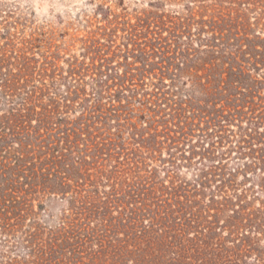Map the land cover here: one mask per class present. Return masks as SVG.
Masks as SVG:
<instances>
[{"label":"trees","instance_id":"obj_1","mask_svg":"<svg viewBox=\"0 0 264 264\" xmlns=\"http://www.w3.org/2000/svg\"><path fill=\"white\" fill-rule=\"evenodd\" d=\"M214 2L185 13L158 2L134 17L101 9L73 39L77 55L36 57L14 13L0 16V239H18L0 246L22 252L0 264H163L136 246L105 250L118 219L127 239L181 230L188 189L147 161L196 136L264 145V0ZM50 198L64 209L46 227L36 209Z\"/></svg>","mask_w":264,"mask_h":264},{"label":"rangeland","instance_id":"obj_2","mask_svg":"<svg viewBox=\"0 0 264 264\" xmlns=\"http://www.w3.org/2000/svg\"><path fill=\"white\" fill-rule=\"evenodd\" d=\"M158 2L167 13H185L187 6L215 3L214 0H0V16L14 13L18 21L15 31L34 40L32 52L36 57L64 47H69V54L77 55L81 45L70 47L73 39L85 34L88 21L100 19L101 9H111L116 14L126 11L134 17L144 11H158L155 8ZM192 81L193 76L186 75L182 91H189ZM230 129L237 131L235 127ZM211 145L210 139L196 136L178 149L159 151L152 161H147L157 170L159 181L186 185L188 189L181 199V230L162 228L160 232L157 228L158 233L149 234V239H127L126 228L118 219L115 227L107 223L105 228L108 255L113 254L114 248L124 246L130 252L136 246L141 249L140 254L148 255L154 263L167 264L174 259L180 264H264V226L260 223L264 218V166L259 161L264 157V145L256 141L247 146L237 139ZM62 205L60 199L50 198L42 211L36 209L38 222L46 227L55 225L62 217ZM113 216L120 215L113 213ZM3 240L12 247L18 242L0 239V245ZM6 250L0 246L1 254L10 257L22 254L20 248L11 253Z\"/></svg>","mask_w":264,"mask_h":264}]
</instances>
